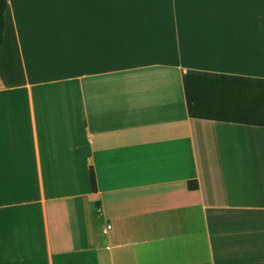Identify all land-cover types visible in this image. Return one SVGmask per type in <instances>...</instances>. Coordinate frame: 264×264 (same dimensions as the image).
<instances>
[{
  "label": "crops",
  "instance_id": "crops-1",
  "mask_svg": "<svg viewBox=\"0 0 264 264\" xmlns=\"http://www.w3.org/2000/svg\"><path fill=\"white\" fill-rule=\"evenodd\" d=\"M5 1L0 264H264V126L182 84L264 81V0Z\"/></svg>",
  "mask_w": 264,
  "mask_h": 264
},
{
  "label": "trees",
  "instance_id": "trees-1",
  "mask_svg": "<svg viewBox=\"0 0 264 264\" xmlns=\"http://www.w3.org/2000/svg\"><path fill=\"white\" fill-rule=\"evenodd\" d=\"M6 1L0 0V44ZM188 115L192 118L264 126V81L188 71L182 77ZM89 182L95 191L94 174ZM188 182L189 189H195Z\"/></svg>",
  "mask_w": 264,
  "mask_h": 264
},
{
  "label": "built area",
  "instance_id": "built-area-1",
  "mask_svg": "<svg viewBox=\"0 0 264 264\" xmlns=\"http://www.w3.org/2000/svg\"><path fill=\"white\" fill-rule=\"evenodd\" d=\"M110 226H106L105 229H103L102 233L105 234L107 232V230H109Z\"/></svg>",
  "mask_w": 264,
  "mask_h": 264
}]
</instances>
